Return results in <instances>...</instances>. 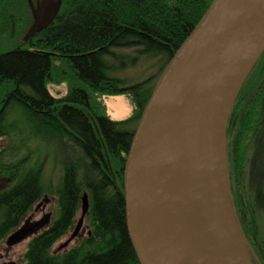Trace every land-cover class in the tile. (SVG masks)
<instances>
[{
	"label": "trees",
	"instance_id": "1",
	"mask_svg": "<svg viewBox=\"0 0 264 264\" xmlns=\"http://www.w3.org/2000/svg\"><path fill=\"white\" fill-rule=\"evenodd\" d=\"M211 2L62 0L52 22L0 51V103L9 102L6 115L13 109L18 114L0 120V135L12 137L0 152V173L11 177V184L0 190V244L46 192V160L52 156L63 167L57 216L30 240L24 264H140L126 224L123 170L129 146L158 77ZM123 48L134 53H118ZM128 54L136 56L135 62L123 68L135 66L142 55L160 57L156 76L126 84L114 72L122 68L117 59ZM50 83H66L67 92L53 95ZM119 93L130 96L135 110L115 120L99 94ZM33 140L53 145V154L39 146L28 149ZM66 146L67 154L61 149ZM18 147L28 152L13 160ZM226 156L243 233L264 264V51L233 102ZM85 190L92 232L56 252L54 245L75 223Z\"/></svg>",
	"mask_w": 264,
	"mask_h": 264
},
{
	"label": "water",
	"instance_id": "2",
	"mask_svg": "<svg viewBox=\"0 0 264 264\" xmlns=\"http://www.w3.org/2000/svg\"><path fill=\"white\" fill-rule=\"evenodd\" d=\"M61 4L51 2L44 17L36 11L24 41ZM263 51L264 0H212L158 77L123 170L126 224L140 264H254L232 197L226 133L233 101ZM89 206L85 192L62 247ZM50 222L51 213L28 217L7 243L34 237Z\"/></svg>",
	"mask_w": 264,
	"mask_h": 264
},
{
	"label": "rangeland",
	"instance_id": "3",
	"mask_svg": "<svg viewBox=\"0 0 264 264\" xmlns=\"http://www.w3.org/2000/svg\"><path fill=\"white\" fill-rule=\"evenodd\" d=\"M54 1L53 0H3L2 2L1 0L2 5L0 4V51L6 48L13 47L24 41L29 36V32L33 29L34 27L33 25H35L34 13L36 11L39 12L41 17L48 15L50 12L51 2L53 3ZM31 19L33 20L32 25H30L32 21ZM117 50L121 51L118 52L121 54L131 53L132 55V53H134V50L131 48H123ZM135 57H136L135 55L133 56L129 55L117 59V65L121 66L122 68L116 70L114 73L115 75L123 78L126 81V84L141 82L151 77L153 79L158 73L160 64L162 63L160 57L150 58L148 56L142 55L138 58V63L135 66H130V67L127 66L126 68H123L126 65L131 64L132 62L134 63ZM48 88L50 92L55 96H63L67 92L66 83H62L59 85L50 83L48 84ZM240 89L238 90V92L240 91ZM99 95L98 96L106 104L107 114L112 119L115 120L125 119L134 113L135 106L128 94L119 93V94H111V95H106V94L104 95L99 94ZM14 114L15 113L8 114L7 119L12 120L14 116L16 117V115H18L17 113L16 115ZM10 141L12 142V140ZM14 141H16L15 137L13 138V142ZM4 143H6L5 146L11 144L10 142L8 144L7 140ZM1 144L2 143H0V145ZM37 146L41 147L44 153L46 151L50 152L51 150L52 151L51 155H52L54 152L53 145L47 142L42 143L37 140L30 141L28 144V149L29 148L35 149V147ZM61 149L64 150L66 154L70 152V149L67 146L62 147ZM27 152H28L27 148L23 149L18 147L16 156L15 157L13 156L12 159L20 160ZM32 156L33 157L31 158V162L28 164L29 166L32 165L35 160L34 159L35 155L33 154ZM62 168L63 167L61 163L55 161L52 156H50V158L46 160L42 173V179L46 192L44 193L42 198L33 206L27 217H32L33 220H36V219H40L45 213L48 212L52 213L53 219L57 216L58 204H57L56 191L60 186L61 178L63 176ZM6 181H7L6 178H4L3 175H0V189L8 186ZM85 192L88 193V191L85 190L83 194ZM46 198H48V201L45 200ZM81 214H82V199L80 202V208L78 210V214L73 228L68 232V234H66L59 241L56 242V244L53 247L54 251L62 252L64 251L65 248H70L71 246L81 241V239L76 238L67 247L61 248V246L70 237ZM88 223L89 222L86 218L83 225V229H84L83 236H87L88 225H89ZM7 237L0 244V264H24L25 263L24 255L27 250L28 244L33 236L28 237L22 240L21 242L12 245H9L7 243ZM249 251L254 264H262L261 261L256 257V255L252 254L254 253L253 248L250 247Z\"/></svg>",
	"mask_w": 264,
	"mask_h": 264
},
{
	"label": "flooded vegetation",
	"instance_id": "4",
	"mask_svg": "<svg viewBox=\"0 0 264 264\" xmlns=\"http://www.w3.org/2000/svg\"><path fill=\"white\" fill-rule=\"evenodd\" d=\"M0 3H1V0H0ZM31 17H32V15H31ZM32 20V19H31ZM32 23H33V20L31 21V24L30 25H32ZM8 104H9V102H1L0 103V120L2 121V119L4 118V117H7L8 115H6V107H8ZM11 113H15L14 115H16V111H15V109H13V111L11 112ZM10 114V113H9ZM6 115V116H5ZM14 119H16V117L14 116V118L12 119V120H14ZM12 139V137L11 136H8V135H6V134H2V135H0V143H2L1 145H0V152H2V151H5L9 146H10V144H9V142L11 143V140ZM6 140H7V143L9 144L8 146L6 145L5 146V144L6 143H4V142H6ZM15 152H17V149H15ZM0 175H3L4 176V178H6V182H7V185H9V184H11V177H9L8 176V174H6V173H2V174H0ZM6 188V187H5ZM2 189H4V188H1L0 190H2ZM83 196V195H82ZM89 196V195H88ZM82 199V198H81ZM46 201H48V198H46L45 199ZM89 203H90V200H89ZM89 208H90V206H89ZM89 212V211H88ZM88 212H87V214L84 216V221H83V224H82V227H81V229L79 230V232H78V234L69 242V244L74 240V239H83L85 236H83L84 235V229H83V225H84V222H85V219L87 218V220H88ZM48 213H51V212H48ZM46 214V213H45ZM53 216H52V213H51V222H50V224L49 225H47L46 227H44L42 230H40L39 231V233L38 234H40L41 232H43L45 229H47L50 225H51V223H52V221H53V218H52ZM28 218V217H27ZM79 220V219H78ZM75 224V223H74ZM89 224V223H88ZM77 225V224H76ZM74 226V225H73ZM76 227V226H75ZM75 227H74V230H75ZM73 228V227H72ZM74 230L72 231V233L74 232ZM91 228H90V225H88V232H87V235H90L91 234ZM72 233H71V235H72ZM37 234V235H38ZM70 235V236H71ZM36 236V235H35ZM70 238V237H69ZM68 238V239H69ZM68 244V245H69ZM68 245H66V246H64V247H67ZM74 246V245H73ZM64 247H62L61 246V248H64ZM72 247V246H71ZM70 247V248H71ZM70 248H65L64 250H68V249H70Z\"/></svg>",
	"mask_w": 264,
	"mask_h": 264
},
{
	"label": "bare ground",
	"instance_id": "5",
	"mask_svg": "<svg viewBox=\"0 0 264 264\" xmlns=\"http://www.w3.org/2000/svg\"><path fill=\"white\" fill-rule=\"evenodd\" d=\"M259 49H260V46H258V47H256L255 49H254V51L252 52V55H251V60H250V63L252 62V60L256 57V55H257V53L259 52Z\"/></svg>",
	"mask_w": 264,
	"mask_h": 264
}]
</instances>
